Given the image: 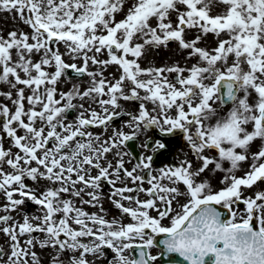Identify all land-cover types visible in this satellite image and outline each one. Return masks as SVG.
<instances>
[{
  "label": "snow or ice",
  "instance_id": "6c2138e0",
  "mask_svg": "<svg viewBox=\"0 0 264 264\" xmlns=\"http://www.w3.org/2000/svg\"><path fill=\"white\" fill-rule=\"evenodd\" d=\"M0 12V264H264V0Z\"/></svg>",
  "mask_w": 264,
  "mask_h": 264
},
{
  "label": "flooded vegetation",
  "instance_id": "af4514ba",
  "mask_svg": "<svg viewBox=\"0 0 264 264\" xmlns=\"http://www.w3.org/2000/svg\"><path fill=\"white\" fill-rule=\"evenodd\" d=\"M129 107L131 108V106H129ZM133 107H134V105H133ZM97 130H99V129H97ZM147 135L152 136L153 132L149 131L147 133ZM144 139H145V137H141V141H143ZM168 143L170 144V148L168 149V151L161 154L160 156H158L156 158L155 162L158 165L163 164V163H165V164L171 163L174 159L178 160V159L183 157V154L185 152H188L187 146L184 143H181L179 137L168 141ZM216 178H218V179L216 180ZM216 178L213 180V184H214V186L218 187V183L220 182L219 176H217ZM105 191H107V187L105 188ZM86 207H88V206H86ZM105 207L110 208V209L113 208V206L107 200H105ZM110 214L115 215L116 214L115 210L113 209ZM50 251L51 250H49V252ZM153 251H156V249H153ZM43 256L45 258V264H48V261H47L48 253H43ZM99 264H106V261L101 259L99 261ZM161 264H168V261L161 262Z\"/></svg>",
  "mask_w": 264,
  "mask_h": 264
},
{
  "label": "rangeland",
  "instance_id": "374dc122",
  "mask_svg": "<svg viewBox=\"0 0 264 264\" xmlns=\"http://www.w3.org/2000/svg\"><path fill=\"white\" fill-rule=\"evenodd\" d=\"M214 11L218 9H213ZM4 16L0 12V19H3ZM19 20V18H16ZM209 43H211V39H209ZM148 59L149 61L155 63V64H161V63H170L173 59H181L180 54L177 51V46L175 43H172L169 48H161L158 51L155 49V51L152 49L148 52Z\"/></svg>",
  "mask_w": 264,
  "mask_h": 264
}]
</instances>
